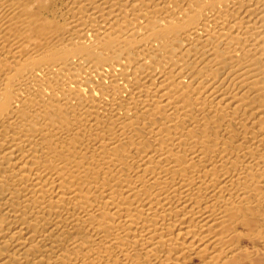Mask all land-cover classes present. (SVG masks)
I'll use <instances>...</instances> for the list:
<instances>
[{"label":"bare ground","instance_id":"1","mask_svg":"<svg viewBox=\"0 0 264 264\" xmlns=\"http://www.w3.org/2000/svg\"><path fill=\"white\" fill-rule=\"evenodd\" d=\"M0 264H264V0H0Z\"/></svg>","mask_w":264,"mask_h":264}]
</instances>
